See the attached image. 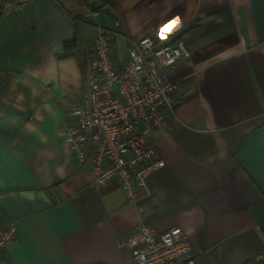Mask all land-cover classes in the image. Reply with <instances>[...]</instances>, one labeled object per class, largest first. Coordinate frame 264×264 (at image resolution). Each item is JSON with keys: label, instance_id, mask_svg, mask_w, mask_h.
I'll use <instances>...</instances> for the list:
<instances>
[{"label": "crops", "instance_id": "0c3cea01", "mask_svg": "<svg viewBox=\"0 0 264 264\" xmlns=\"http://www.w3.org/2000/svg\"><path fill=\"white\" fill-rule=\"evenodd\" d=\"M5 5L0 228L13 222L17 232L0 247V264H133L118 241L140 223L180 227L193 264H255L264 245V0ZM115 18L118 63L128 40L143 36L180 37L190 52L167 74L179 82L174 112L151 135L163 165L137 186L136 205L119 182L97 185L62 137L86 92L93 24Z\"/></svg>", "mask_w": 264, "mask_h": 264}, {"label": "built area", "instance_id": "2783aa9c", "mask_svg": "<svg viewBox=\"0 0 264 264\" xmlns=\"http://www.w3.org/2000/svg\"><path fill=\"white\" fill-rule=\"evenodd\" d=\"M93 26L96 34L86 92L82 101L71 107L62 137L79 163H89L97 185L119 182L126 202L136 205L137 186H143L145 177L163 165L151 135L174 112L179 82L167 74L190 52L180 37L163 41L143 36L128 40L127 57L118 63L112 43L121 35L120 21L115 18L112 26ZM16 232L13 222L0 228V247L14 239ZM118 243L131 249L133 264L194 263L191 240L177 226L157 232L140 223ZM253 261L264 264V245Z\"/></svg>", "mask_w": 264, "mask_h": 264}, {"label": "trees", "instance_id": "16d2710c", "mask_svg": "<svg viewBox=\"0 0 264 264\" xmlns=\"http://www.w3.org/2000/svg\"><path fill=\"white\" fill-rule=\"evenodd\" d=\"M6 6V7H5ZM5 6H2L1 8H0V10H1V12H0V17H1V15H2V13H3V11L5 10V9H7V5H5ZM95 9V8H94ZM65 46L67 47V44H65Z\"/></svg>", "mask_w": 264, "mask_h": 264}]
</instances>
